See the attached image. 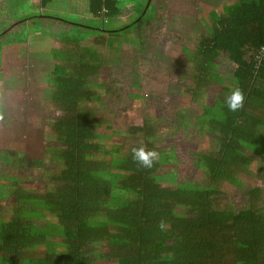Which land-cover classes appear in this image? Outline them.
<instances>
[{
  "label": "trees",
  "instance_id": "obj_1",
  "mask_svg": "<svg viewBox=\"0 0 264 264\" xmlns=\"http://www.w3.org/2000/svg\"><path fill=\"white\" fill-rule=\"evenodd\" d=\"M1 1L5 7L0 6V13L10 10L12 19L20 21L2 25L0 39L27 19H49L42 11L20 17L22 2ZM51 1L40 0L41 8ZM129 1L138 19L119 26L122 3ZM147 1L88 0V12L97 23L59 20L84 33L76 38L67 32L60 37L62 50L51 53L55 62L48 74L50 100L61 111L50 123L57 144L51 159L59 167L47 176L55 186L32 192L21 188L15 176L6 178L8 185L0 176V191L8 186L16 199L9 218L0 221V264H95L104 246L110 264H264L259 189L248 191L250 205L245 210L214 206L221 183L240 184L239 174L264 181V168L251 172L245 155L248 150L264 156V0H236L220 14L211 13L212 28L198 38L190 92L194 102L207 105L197 117L198 129L215 140L212 149L194 155L205 175L202 184L179 182L174 172H161L167 162L163 153L151 168L133 160V148H155L149 141L154 138L153 127L147 123L137 139L142 142L124 152L94 142L108 136L96 133L103 120L84 104L100 100L90 81L103 61L94 50L81 49L80 43L99 34L97 43L102 45L111 34L119 36L134 25L140 28L146 14L153 12L152 0L145 9ZM220 58L229 66L224 75L216 69ZM235 86L246 99L233 112L224 101ZM207 88L218 90L209 105ZM7 154L0 151L2 167L11 162ZM43 212L57 223L41 225ZM51 245L59 249H45L39 255L34 251Z\"/></svg>",
  "mask_w": 264,
  "mask_h": 264
},
{
  "label": "rangeland",
  "instance_id": "obj_2",
  "mask_svg": "<svg viewBox=\"0 0 264 264\" xmlns=\"http://www.w3.org/2000/svg\"><path fill=\"white\" fill-rule=\"evenodd\" d=\"M38 1L30 0L29 7L34 4L29 9L31 13L40 12ZM70 1L52 0L54 4L50 6L56 9L46 11L52 18H38L39 23L27 20L24 26H14L0 39V151L11 158L4 167L0 165V176L6 185L11 183L6 178L15 176L24 190L41 193L55 186L47 176L59 167L57 161L51 159V151L57 144L50 123L61 111L50 100L52 85L48 74L55 62L51 53H58L64 47L61 36L69 33L82 38L81 33H84H77L76 26L68 29L56 21L97 23L95 18L86 16L89 13L85 12V5ZM233 1L236 0H152L153 12L146 14V23L140 28L134 25L119 36L111 34L102 45L97 43L99 34L80 43L81 49L94 50L103 61L90 81L100 100L84 104L94 108L103 120L96 133L108 136L95 143L107 149L115 146L124 152L130 145L142 142L137 139H141L142 127L147 123L153 127L154 138L149 141L154 151L158 157L159 153L167 157L160 171L174 172L179 182H204L205 175L196 166L194 155L212 149L215 140L196 125L197 117L207 111V105L194 102L190 92L195 84L194 56L198 38L207 36L213 26L211 13L220 14L223 7ZM132 4V1L122 3L119 26L137 18ZM3 5L0 0L2 8ZM9 12L0 13V29L4 24L15 25L20 21L12 19ZM34 32L40 34L34 35ZM52 34L59 37L54 38ZM36 37L41 40L35 41ZM215 64L222 75L229 68L221 58ZM206 93L205 102L209 105L218 90L207 88ZM245 155L251 172L264 168V156L248 150ZM237 177L241 185L226 182L219 185L215 209L245 210L250 205L248 191L258 188V207L264 213V181L244 174ZM10 191L8 186L0 191V221L9 218L15 205L16 199ZM41 215V225L46 221L57 223L48 213ZM45 249L57 251L59 247L51 245L34 251L39 255ZM106 250L104 246L98 252L95 264L112 263ZM30 256L33 257L31 253Z\"/></svg>",
  "mask_w": 264,
  "mask_h": 264
},
{
  "label": "clouds",
  "instance_id": "obj_3",
  "mask_svg": "<svg viewBox=\"0 0 264 264\" xmlns=\"http://www.w3.org/2000/svg\"><path fill=\"white\" fill-rule=\"evenodd\" d=\"M245 99V93L239 86H235L230 93L225 96L224 102L229 111L235 112L243 107ZM131 151L133 160L144 168H151L158 157V153L156 151L146 149L143 146L133 148Z\"/></svg>",
  "mask_w": 264,
  "mask_h": 264
},
{
  "label": "crops",
  "instance_id": "obj_4",
  "mask_svg": "<svg viewBox=\"0 0 264 264\" xmlns=\"http://www.w3.org/2000/svg\"><path fill=\"white\" fill-rule=\"evenodd\" d=\"M17 1V0H16ZM18 1H20V2H22V4H21V7L20 8H18V12L20 13V14H23V15H32V14H34V13H39V11H36V12H33V13H31L30 11H29V9H30V7L32 6V7H34L33 5L34 4H32L31 3V5H30V7H29V4H30V0H18ZM71 3H76V4H80V3H82L83 5H85V7H86V13H89L88 12V0H71L70 1ZM56 3V2H55ZM51 4H54L52 1H51V3H49V5H47V7L46 8H41V6H40V0L38 1V6H39V10L40 11H42L43 13L45 12L46 13V11L47 10H55L56 8L55 7H52V6H50ZM78 4V5H79ZM133 5V4H132ZM50 7H52V8H50ZM132 8H133V6H132ZM134 9V8H133ZM132 9V12H134V10ZM76 12L77 11H75V14H76ZM135 13V12H134ZM47 15V14H46ZM85 15V14H84ZM86 16H88V17H90L91 19H94V17H92L91 16V14L89 13L88 15H86ZM20 17H22V15H20ZM56 17H54V19L53 20H56L55 19ZM43 19V18H42ZM50 19V18H49ZM27 20H30V21H32V22H36L37 23V18H33V19H27ZM59 20H61V19H59ZM63 20V19H62ZM26 22V21H25ZM25 22H24V24H25ZM56 22H61V21H56ZM24 24L22 25V24H20V26H24ZM64 24V23H63ZM64 25H66V27H68V29H69V25H67L66 23L64 24ZM43 27V26H42ZM34 35H39L40 33L38 32V33H36V32H34L33 33ZM38 37V36H37ZM36 37V38H37ZM42 38V37H41ZM41 39L40 38H37L35 41H40ZM34 43V42H33Z\"/></svg>",
  "mask_w": 264,
  "mask_h": 264
},
{
  "label": "water",
  "instance_id": "obj_5",
  "mask_svg": "<svg viewBox=\"0 0 264 264\" xmlns=\"http://www.w3.org/2000/svg\"><path fill=\"white\" fill-rule=\"evenodd\" d=\"M148 5H149V0H148V2L145 5V9L148 7ZM144 12H145V10L143 11V14H144Z\"/></svg>",
  "mask_w": 264,
  "mask_h": 264
}]
</instances>
